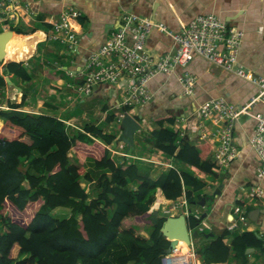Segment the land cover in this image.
I'll list each match as a JSON object with an SVG mask.
<instances>
[{
  "label": "trees",
  "instance_id": "obj_1",
  "mask_svg": "<svg viewBox=\"0 0 264 264\" xmlns=\"http://www.w3.org/2000/svg\"><path fill=\"white\" fill-rule=\"evenodd\" d=\"M23 65L2 64L0 92L7 87L9 75L30 80ZM24 100L23 95L20 104L8 102V109H0V264H161L169 241L158 236L164 219L151 220L155 194L159 189L170 201L184 196L188 204L204 198L206 184L191 168L215 177L208 144L194 145L180 138L171 128L173 115L155 116L156 128L148 134L152 149L174 158L179 168L150 178L141 175L135 163L112 157L108 146L116 134L91 123L81 131H70L56 116L18 110ZM113 117L108 116L106 123ZM82 183L91 186V192ZM56 209H67L68 215L56 217ZM143 216L150 221L143 230L147 238L132 223ZM188 226L198 229L193 215ZM228 237L230 242L225 244ZM249 249L253 253L246 254ZM195 252L202 264L230 260L249 264L251 254L264 255V237L259 232L233 234L224 229L216 238L196 245Z\"/></svg>",
  "mask_w": 264,
  "mask_h": 264
},
{
  "label": "crops",
  "instance_id": "obj_2",
  "mask_svg": "<svg viewBox=\"0 0 264 264\" xmlns=\"http://www.w3.org/2000/svg\"><path fill=\"white\" fill-rule=\"evenodd\" d=\"M20 3L22 6L26 4L28 7L24 21L20 22L31 28H35L38 22L49 24L50 22L60 21L62 15L67 11L77 12L78 17L73 21L74 24L78 25L75 28L77 46L74 54H70L68 51V55L71 57L69 66H62L56 56V54L64 55L61 48L56 53L57 47L61 45L47 38L39 42L32 56L40 60L38 64V60L31 62L28 59L25 62L26 64L23 65L30 80L22 82L18 79L17 83L13 84L10 78L15 77L11 75L5 77L10 84L7 83V87L2 91L4 96L0 101V109H8L6 107L8 102L20 104L24 95L23 106L18 110L33 114L56 116L70 128V131H81L83 124L77 122L73 117L62 118L58 114L60 109L57 99L63 93H67L68 88L72 87L71 81L74 82L73 85L76 89V86L81 82L76 73L83 70V65L88 57L97 51L116 31L120 25L121 17L125 14L131 13L141 18L151 19L164 24L172 32L181 30L191 19L198 15H217L228 26L237 28L244 34L238 55L239 63L252 74L264 77V0H20ZM36 18L42 20L38 21ZM35 31H42L49 35L51 27L49 29L44 27L43 30L35 28ZM44 42H47L48 45L41 48V51L37 54V47ZM146 48L156 61L161 55L173 52L174 45L167 35L153 30L147 37ZM62 70H65L64 75L61 74ZM183 71L192 75L196 80L193 94L190 96L183 95L178 83V77ZM147 89L151 94V100L147 105L136 110L138 112L137 122L140 125L139 132H141L140 120L144 118L147 120L146 129L143 130L144 134L140 135L138 131L135 132H138V139L145 142L144 146L135 150L134 133L132 148L136 155H129L126 152L116 150L115 146L118 140L112 142L108 149L114 159L119 158L118 155L112 153L116 151L128 155L127 158H122L125 162H132L137 166L141 163L145 167V172L140 171V174L150 178H156L169 168H179L174 158H166L160 151L152 149L153 143L148 140V134L156 128L153 122L155 116L173 115L175 124L171 128L179 133L180 138L184 137L194 145L203 142L208 144L210 161L214 167L213 155L216 143L214 138L212 139V134L218 130L221 123L216 124L210 120L198 119L194 114L195 107L211 99L218 98H223L226 103L239 107L247 103L256 92L255 87L250 83L237 79L236 76L211 65L203 59H194L185 68H175L174 72L170 74L156 76L148 83ZM29 92H33L37 96L35 102L32 103L34 105L32 107L27 105L30 98ZM125 93L123 85L102 84L96 86L90 96H78L88 100L96 97L107 100L108 105L111 106L108 108L105 104H99V106L95 104L93 115L100 116V121L105 124V127L111 129L117 123L119 115L124 113L122 111L124 106L121 103ZM66 99L69 101L68 107L70 108L73 105L72 98L68 95ZM110 108L117 111L109 114L107 110ZM262 110L263 107L260 104H256L250 109L252 113ZM133 111L135 110L133 109ZM110 115L114 117L107 124L106 119ZM241 117H244L243 121H241ZM91 124L99 125L98 123ZM1 125L2 120L0 119V127ZM185 125L188 126L189 133H193L191 138L181 130V127ZM163 126L165 127L166 123ZM254 127L255 122L250 116L241 115L238 117L232 128V141L239 150V156L219 172L213 171L212 167L215 177H207L195 168H191L194 174L206 184L202 194L205 195V198L211 197V200L205 202V205L208 201L210 202V211L204 212L207 215L201 221L203 223L201 225L212 228L214 232H217H201L203 235L197 238L198 242H200V239H203L204 243L209 242L224 229L229 231L236 229L237 221L233 211L235 205L241 207L242 215L239 214V217L242 216L247 220V222H243L244 227L239 233L259 232V236L264 237V195L255 201H246V198L243 197V193L251 186L260 185L264 189V178L260 179L257 176L258 160L249 143ZM103 129L105 132L110 133L106 128ZM145 133L148 134L145 135ZM87 164H85L86 167H89ZM220 185H222L220 192L212 197ZM84 186L86 184H83ZM210 190L211 193L208 194L207 192ZM155 195L156 206H159L156 208L160 209L161 215L176 216L182 213L183 208L180 209L174 207V205L186 200L184 196L175 201L165 200L159 189ZM160 198L163 203L159 201ZM238 198H241V200H237ZM168 207H171V209L169 210ZM172 207H174V210H172ZM156 208L152 206L151 211H155ZM168 210L169 214H166L165 211ZM253 211H256V214ZM249 212L251 213L248 216ZM232 221L234 223L231 225L229 222ZM204 234H212V236L205 238ZM144 237L147 238L148 236L144 235ZM223 242L228 244L230 237L225 238ZM250 253H253V249L246 254ZM253 263L254 257L251 254L249 264Z\"/></svg>",
  "mask_w": 264,
  "mask_h": 264
},
{
  "label": "built area",
  "instance_id": "obj_3",
  "mask_svg": "<svg viewBox=\"0 0 264 264\" xmlns=\"http://www.w3.org/2000/svg\"><path fill=\"white\" fill-rule=\"evenodd\" d=\"M27 11V5L22 6L20 0H0L2 30L0 33L10 31L8 26H1L8 18L23 22ZM77 17L78 13L75 11L65 12L60 21L49 23L51 33L46 35L50 41L67 44L70 54L75 53L77 46L75 28L78 25L73 23ZM153 30L167 35L174 45L173 52L161 55L156 61L146 48L147 37ZM243 36L241 30L228 26L214 14L198 15L176 32L169 31L164 24L151 19L131 13L125 14L121 17L116 31L88 57L83 70L76 73L81 80L76 92L80 96L87 97L98 85H123L126 93L121 105L130 110L119 115L117 123L121 122L124 114L134 117L137 121L136 110L144 107L151 100L147 86L152 79L160 74H170L175 68H185L194 59H203L256 88V93L249 101L239 107L226 103L223 98L211 99L195 107L194 114L198 119L221 123L218 130L212 134V139L214 138L216 143L213 171L219 172L239 156V150L232 141V128L238 117L248 115L255 122L249 143L258 160L256 173L260 179L264 178V77L252 74L239 63L238 55ZM195 82V78L186 71L179 75L178 83L184 96L193 94ZM256 104H260L263 110L252 113L250 109ZM112 153L120 158L128 157L126 153L116 151ZM243 194L248 201H255L263 197L264 189L260 185L251 186ZM174 207L183 208L181 214L189 215L186 200L176 203ZM233 211L242 215L241 207L237 205L234 206ZM165 213L169 214V211ZM193 216L198 218L196 214ZM239 221L244 222L245 218L240 216ZM229 223L232 225L234 222ZM179 244L184 243L179 242ZM179 244L161 256V264H202L197 258L196 244L193 240L190 239L188 245L184 244L185 253L182 252V246Z\"/></svg>",
  "mask_w": 264,
  "mask_h": 264
},
{
  "label": "rangeland",
  "instance_id": "obj_4",
  "mask_svg": "<svg viewBox=\"0 0 264 264\" xmlns=\"http://www.w3.org/2000/svg\"><path fill=\"white\" fill-rule=\"evenodd\" d=\"M1 26L2 27H7L8 26L9 30L14 32V33H16V31H18V30L21 31V32H26V33L31 32V27L25 26L22 22L12 20L11 18H8L7 22L6 23H2ZM35 28H37L38 30H43L44 29L43 25L40 24L39 22H38V25H35ZM0 32H2L1 29H0ZM57 43H59V45H61V46L57 47L56 53L58 52V49L61 48L63 50V54H64V55H61V56L56 54L58 61L61 62L62 66H69V62L71 60V57L68 55L69 53H68L67 45L64 44V43H60V42H57ZM46 45H48L47 42L40 43L39 46L37 47V52L36 53L38 54L41 51V48H44V46H46ZM30 60H31V62H35L36 60H38L37 64L40 61L36 57L30 58ZM0 67H2L1 64H0ZM0 74H2V68H0ZM61 74L64 75L65 74V70H62ZM10 79H11V82H13V84L17 83L16 81L18 79H16V78H10ZM71 82L72 83H70V84H72V87L68 88L67 93H63L60 96V98H58V99L56 98L58 100V107L60 109L59 110L60 112L58 114L62 118L73 117V118H75V120L77 122H80L83 125L86 124V123H98L99 126H101L102 128H106L107 131H110L111 133H114V134L118 135V137H119L120 132H121L120 123H115L112 126V128L110 129L109 127H105V124L100 121V116H94L93 115V110H94V105L95 104H97L98 106H99V104L100 105H104L105 104L109 108V106H111V105H108V101L105 100V99L98 98V97L93 98L92 100H88V99L79 97L78 93L76 92V89H75V87L73 85L74 82L73 81H71ZM34 87H35V82H34ZM29 95H30V98H29V101L27 102V105L32 107V106H34L32 103L35 102L37 96L33 92H29ZM68 95L71 96L72 104H73L72 106H70V108L68 107L69 101H67V99H66ZM3 96H4V93L0 92V101L2 100ZM115 111H117V110H115L114 108H110V109L107 110V112L109 114H113ZM26 113H29V112H26ZM30 114H33V113H30ZM243 119H244V117H241V121H243ZM146 121H147L146 118L140 120V124H141V130L140 131L141 132L138 131L139 132V133L137 132L138 134H140V135L144 134L143 130L146 129V125H147ZM68 130H70V128H68ZM181 130L183 132H185L188 135L189 138H191L193 133H189L188 126H186V125L182 126ZM190 131L193 132L192 130H190ZM137 133H135V136H134L135 150L138 147L142 148L144 146V143H145L144 141H141V140L138 139V134ZM147 134L145 133V135H147ZM143 138L144 137L142 136V139ZM115 149L119 150V151L126 152L129 155H136L135 151L133 150V148L128 149L126 147V145L123 144L120 141H118L117 145L115 146ZM88 165L89 164H87V166ZM138 167H139V170L141 172H145V167H143L141 165V163L138 164ZM89 168L91 169V167H89ZM81 186L83 187V183L81 184ZM90 187L91 186H87V185L84 186L86 191H87V189H89L90 192H91ZM207 193L210 194L211 190L208 191ZM245 200L247 201V199H245ZM156 207H159V206H155V208ZM188 208L190 209L191 214H196L197 215L198 213H200V215H202V213L210 211V202L208 201L203 208H201L199 206L191 205V204L188 205ZM168 209L170 210L171 207H168ZM155 211H157L159 214H161L160 209L156 208ZM53 214L56 217L63 218V217H66L68 215V210L67 209H56ZM165 216H167V215H165ZM235 219L237 221V228L232 230L233 234L239 233V231L244 227L242 225L243 222H239L238 221L239 220V213H235ZM244 222H247V220L245 219ZM132 223L136 224V225H139L141 227L140 228V229H142V231L140 232L141 235H143V236L147 235L144 231L147 229V227H149L150 221H149L148 217L143 216V217L137 218V219L133 220ZM249 224H251V223L249 222ZM200 228L205 233L214 232L213 229L209 228V227H203L201 225ZM214 233H217V232H214ZM193 242H194V244L199 245V244L203 243L204 240L200 239V242H198L197 239H195ZM253 257H254V263L253 264H264V255L263 254H260V253L256 252V253L253 254ZM227 264H234V263L230 260V261H228Z\"/></svg>",
  "mask_w": 264,
  "mask_h": 264
},
{
  "label": "water",
  "instance_id": "obj_5",
  "mask_svg": "<svg viewBox=\"0 0 264 264\" xmlns=\"http://www.w3.org/2000/svg\"><path fill=\"white\" fill-rule=\"evenodd\" d=\"M20 37V41L17 44H11L13 45V51L11 50V53H9V47H6V42L12 37ZM46 39V34L42 31H34L31 34L28 35H16L12 31H8L5 33H0V63H3L4 65L9 63H24L28 59H30L35 52L36 45L44 41ZM7 83L10 84L9 80L6 79ZM19 90V89H18ZM120 128L121 133L118 137V141L125 144L128 148L133 147V135L136 131L140 129V125L138 122L134 119V117L124 114L123 118L120 122ZM222 185H220L214 192L213 196H215L216 193L220 192V188ZM207 200H211V197L209 198H202L200 202H197L196 205L200 207H204L205 202ZM251 212L248 213V216ZM253 213L256 214V211H253ZM151 220L155 223L157 219H164V222L159 230L158 236H163L169 241V248L168 250L172 249L174 246H176L179 242H183L184 244L188 245L191 240L197 239L201 234L197 231V229H191L188 226V217L191 214V211L188 210V216H185L183 214H179L177 216H164L159 214L157 211H152ZM206 213H203L199 219L197 220V225L200 224V221L203 220L206 217ZM231 217V216H230ZM232 218V217H231ZM191 230V235L189 236V231ZM212 234H204L205 238L211 237ZM167 250V251H168ZM249 251H252V249H249L246 251L248 253Z\"/></svg>",
  "mask_w": 264,
  "mask_h": 264
},
{
  "label": "bare ground",
  "instance_id": "obj_6",
  "mask_svg": "<svg viewBox=\"0 0 264 264\" xmlns=\"http://www.w3.org/2000/svg\"><path fill=\"white\" fill-rule=\"evenodd\" d=\"M20 37H14V36H12L7 42H6V47L8 46H10L9 47V53H11V50L13 51V45L11 46V44H17L19 41H20ZM10 48H11V50H10ZM179 244V243H178ZM179 246H182V252L183 253H185L186 251V249H185V245L184 244H179Z\"/></svg>",
  "mask_w": 264,
  "mask_h": 264
},
{
  "label": "flooded vegetation",
  "instance_id": "obj_7",
  "mask_svg": "<svg viewBox=\"0 0 264 264\" xmlns=\"http://www.w3.org/2000/svg\"><path fill=\"white\" fill-rule=\"evenodd\" d=\"M197 202H200V200H195V202L191 203V205L198 206V205H196ZM188 205H190V204H188ZM187 209L190 210L189 208H187ZM192 215H193V214H192ZM176 216H177V215H176ZM197 216H198L197 219H199V218H200V213H198ZM201 221H202V220H201ZM201 221H200V224L198 225V229H197V231L200 232V233L203 232L202 229L200 230V225H201V224L203 225V223H201Z\"/></svg>",
  "mask_w": 264,
  "mask_h": 264
},
{
  "label": "clouds",
  "instance_id": "obj_8",
  "mask_svg": "<svg viewBox=\"0 0 264 264\" xmlns=\"http://www.w3.org/2000/svg\"><path fill=\"white\" fill-rule=\"evenodd\" d=\"M118 140V139H117Z\"/></svg>",
  "mask_w": 264,
  "mask_h": 264
}]
</instances>
